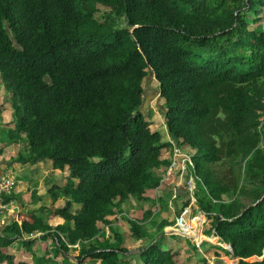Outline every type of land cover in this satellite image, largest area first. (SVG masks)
<instances>
[{
  "label": "trees",
  "instance_id": "16d2710c",
  "mask_svg": "<svg viewBox=\"0 0 264 264\" xmlns=\"http://www.w3.org/2000/svg\"><path fill=\"white\" fill-rule=\"evenodd\" d=\"M0 73L14 161L69 172L38 197L62 222L34 209L8 224L0 264L18 252L33 264H207L164 233L174 191L182 211L191 197L166 181L172 142L145 107L147 83L172 141L191 152L205 235L233 248L206 242L205 255L264 264V0H0ZM131 199L146 203L141 218L122 214ZM118 213L127 235L109 219Z\"/></svg>",
  "mask_w": 264,
  "mask_h": 264
},
{
  "label": "rangeland",
  "instance_id": "374dc122",
  "mask_svg": "<svg viewBox=\"0 0 264 264\" xmlns=\"http://www.w3.org/2000/svg\"><path fill=\"white\" fill-rule=\"evenodd\" d=\"M3 83H4L3 78L0 73V121L1 122L2 121H14L13 114H12V111H13L12 110V100H11L12 94L5 89ZM145 88L149 92L148 96L146 97L145 107L152 105V107L156 110L152 118V120L154 121L153 123L154 127L155 128L159 127L162 130L165 139H168L169 133L167 132L166 127H164V124H163L164 121H163L161 114L157 110L158 105L156 101L158 100L157 98L159 94H156V88L153 85V83L145 84ZM2 127L6 131L7 128H5L4 126ZM1 146H0V177L3 175L2 173L5 171L10 172L15 176L16 187L14 189L13 194H16L17 198L12 199L13 202L11 201V205L8 207V209L5 210L2 214H0V223L4 224V227H5L6 224L8 225L9 223H13L14 221L22 222L26 217L30 218V216L27 213V210L34 208L39 215H44L45 220H49L53 226L57 225L58 223V220H56L57 218L53 216L52 213H50L47 210V207L40 209V206L42 205V201L39 200L38 198H37L38 200L35 201L34 198L39 197L41 196V194L46 193L49 187L52 186V184L56 183L60 185H65L66 180L69 176L68 170L62 171L60 169H54L49 161H42L39 163L30 162V163H25V164L16 162L14 161V159L16 155L18 154L20 148L18 146L12 147V144H11L9 145L10 149L6 150L4 148H1ZM188 172L189 171H187V175L189 176L190 174ZM194 181H195V188H194L193 193L190 192V197H193L191 201L195 203L194 205L197 206L198 205L197 199L204 196L205 192L202 189L201 180L198 177L194 176ZM63 201H64L63 199H60L55 204L56 205L62 204ZM145 204L146 203H140L138 201H135L134 199L124 202L122 205V208H123L122 214L127 213L131 218H138V217L141 218L144 213L143 210L145 209L144 207ZM48 208H49V205H48ZM136 210H140V211L136 212ZM165 213L166 212L164 211L163 215H165ZM121 216H122L121 213H118L117 215L113 217H109V219L112 221V226H115L121 233H124V235H127L128 228H126V222ZM205 217H206V214H205ZM190 225H195V222H190ZM0 228H3L2 225H0ZM171 229L173 228H168V231H170ZM104 230L107 233L108 228L105 227ZM173 236L175 235H170L169 237H173ZM211 238L212 237H210V239ZM125 241H126L127 246L129 245L132 248H137V249L140 247H144L151 242V240L149 239H144L142 241L136 240V243H134L133 245L130 242L131 240L127 237L125 238ZM209 241L210 243H213L215 245H223L224 247H226L225 243L214 242L212 239L205 241V242H209ZM11 243H12L11 245H14L16 242L11 241ZM48 243H49L48 241L41 242V248H42L41 253L43 255H44L45 247H48ZM188 246L192 250L198 251V250H195L191 246L190 243H188ZM203 249L205 251L206 249L205 245L203 246ZM211 251H213L212 246L210 248V252ZM78 254H79V249L75 251L74 256H78ZM224 257L231 259L232 263L235 264V260L231 256H224ZM28 258L30 257L24 256L21 252H18L17 260L14 263L19 264L21 259L27 260ZM254 259L255 258L253 257V258H250L249 260H254ZM28 264H33V260L31 259ZM207 264H213L212 259L211 261L208 260Z\"/></svg>",
  "mask_w": 264,
  "mask_h": 264
},
{
  "label": "crops",
  "instance_id": "0c3cea01",
  "mask_svg": "<svg viewBox=\"0 0 264 264\" xmlns=\"http://www.w3.org/2000/svg\"><path fill=\"white\" fill-rule=\"evenodd\" d=\"M14 121H0V146H1V148H4V149H6V150H9L10 149V147H9V145H11L12 143H10V137H12L11 136V134L12 133H10V129H12V128H14L15 127V125H14V123H13ZM8 127H7V126ZM2 126H4L5 128H7L6 129V131L3 129V127ZM3 133H4V135H3ZM3 137V138H2ZM168 140H170L171 142H172V146L170 147V155L172 156V148H173V141H172V139H171V137L169 136L168 137ZM176 144V143H175ZM176 145H178V144H176ZM14 146H18L19 147V144H15V143H13L12 144V147H14ZM182 150H184V151H186V152H188V153H190L191 154V152L190 151H188V150H185L184 149V147L183 146H180V145H178ZM167 171H168V169H167ZM189 172V176L186 174L185 175V178H184V181L182 182L181 181V178H180V176H179V174H178V171L175 169V170H172V172L170 173V175L168 176L167 175V172H166V178H167V180L166 179H164V180H166L167 182H170V181H174V182H176L175 183V185H177L178 186V188H179V190L181 191V193H187V191H188V189H187V184H186V182H187V179H191V178H194V176H196V177H198L197 175H196V173H195V171L193 170H188ZM4 173H10V172H3L2 174H4ZM12 174V173H11ZM173 174V175H172ZM175 175V176H174ZM199 178V177H198ZM200 179V178H199ZM195 182V181H194ZM60 185V184H59ZM48 191V190H47ZM160 191H161V188L160 189H153V192L155 193V195H156V197H158L159 195H160ZM189 192V191H188ZM46 193H44V194H41V196H39V197H42V196H44ZM16 195V194H15ZM38 198V197H37ZM192 198V197H191ZM16 199V198H15ZM39 200H40V198H39ZM12 202H13V200H11ZM11 201L10 202H8L9 203V206L11 205ZM182 202H183V199L181 198V199H176V200H174V203H173V205H171L170 203V206H172L173 208V211L175 210L176 212H174L173 214H172V219L174 218L175 219V221H176V218L181 214V212H182V210L180 209V207H181V205H182ZM193 202L191 201V203H190V205H188L186 208H190V212H189V216H190V218L191 217H193L195 214H199L200 212L201 213H203L204 214V219L205 220H207V217H205V212L204 211H202V210H200V209H198V208H196V205H193L192 204ZM56 205V204H55ZM30 210H34V208H31V209H29V210H27V213H28V215H29V211ZM140 210H136V212H139ZM25 213H26V211H25ZM51 213V212H50ZM164 214V212H162V215ZM30 216V215H29ZM54 216V215H53ZM25 219H31V218H28V217H26ZM56 220H58V223L57 224H59V223H61L62 221L61 220H59L58 218L56 219ZM205 220H204V223H203V230H202V234H203V236H204V241H203V243L201 244V246H200V250H199V252L202 254V256L205 258H208V260H210L211 261V259L208 257V255H205V251H204V249H203V246L205 245V241H208V240H211L210 239V237L209 236H207V235H205ZM49 221V220H48ZM50 222V221H49ZM3 223V222H2ZM19 223H21V222H19ZM51 223V222H50ZM55 223V222H54ZM10 224V223H9ZM0 225H2V227L3 228H0V233L3 231V229L7 226V224H6V226L4 227V224H1L0 223ZM169 227H171V226H168V227H166V229H168ZM214 232V231H213ZM167 236H170V235H167ZM178 236V235H177ZM205 236H206V238L207 239H205ZM181 237V239H183L184 240V242H186L185 244L188 246V243H190L187 239H185L184 237H182V236H180ZM212 238H219V236H217V237H212ZM146 239H149V238H146ZM220 240H221V242H219V243H222L223 242V240L221 239V238H219ZM150 240V239H149ZM210 242V241H209ZM213 244V243H212ZM215 245V244H214ZM221 246H223V245H221ZM189 247V246H188ZM224 247V246H223ZM226 248V247H225ZM14 249V248H13ZM5 250L6 251H8V252H10L11 251V248H5ZM12 252V251H11ZM221 257H224V256H221ZM221 257H213L212 258V262H213V264H214V259L215 258H221ZM232 257V256H231ZM15 258V260H14V262H16V260H17V256L16 257H14ZM31 260V258H28L27 259V261H30ZM2 264H7L6 262H3ZM202 264V263H201Z\"/></svg>",
  "mask_w": 264,
  "mask_h": 264
},
{
  "label": "built area",
  "instance_id": "2783aa9c",
  "mask_svg": "<svg viewBox=\"0 0 264 264\" xmlns=\"http://www.w3.org/2000/svg\"><path fill=\"white\" fill-rule=\"evenodd\" d=\"M172 163L168 168L167 175L169 176L172 170H177L178 174L181 178V181H184L185 175L187 174V171L194 170L195 171V165L192 160V156L190 153L182 150L178 145L173 143V148H172ZM187 189L189 192H194L195 188V182L194 178L187 179ZM16 187V178L13 174L11 173H5L0 177V214H2L5 210L8 209L9 203L5 201V195H10L12 194L13 190ZM178 195L177 190L174 191L172 199L170 201V204L173 205L174 200H176ZM193 198V197H192ZM191 198V200H192ZM190 208H185L181 214L176 218V223L175 225L169 227V228H178L180 230H188L191 228L190 222H192L194 217H200L201 215L204 216L203 213H199L198 215L191 217L189 222H186L183 218V214L189 211Z\"/></svg>",
  "mask_w": 264,
  "mask_h": 264
},
{
  "label": "water",
  "instance_id": "95a60500",
  "mask_svg": "<svg viewBox=\"0 0 264 264\" xmlns=\"http://www.w3.org/2000/svg\"><path fill=\"white\" fill-rule=\"evenodd\" d=\"M189 212L186 211L183 214V218L186 222L190 221V216H189ZM192 222H195V225H191V228H189L188 230H180L178 228H173L170 231H168V229L164 230V233L166 235H179L184 237L185 239H187L191 246L195 249V250H200V246L204 241V236L202 234V230H203V223H204V216L201 215L200 217H194L192 219ZM170 232V233H168ZM198 234V235H197ZM221 238V237H219ZM205 239L206 236H205ZM222 239V238H221ZM226 248L230 251H233V248L231 245L226 244ZM234 264L232 263L231 259H228L227 257H221V258H215L214 259V264Z\"/></svg>",
  "mask_w": 264,
  "mask_h": 264
}]
</instances>
